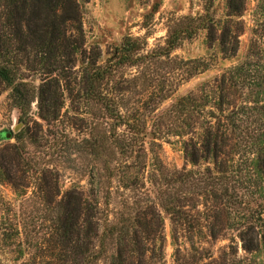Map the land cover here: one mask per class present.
<instances>
[{
  "label": "trees",
  "instance_id": "1",
  "mask_svg": "<svg viewBox=\"0 0 264 264\" xmlns=\"http://www.w3.org/2000/svg\"><path fill=\"white\" fill-rule=\"evenodd\" d=\"M88 1L0 0V92H8L24 124L14 144L0 151V185L13 196L0 209V258L13 264H166L162 212L174 245L180 230L193 234L196 227L213 240L232 231L241 251L262 254L264 264V0H255L256 41L246 58L221 64L212 81L159 114L151 111L148 123L143 104L135 107L128 98L136 77L117 73L153 59L177 62L171 56L199 31L221 61L234 60L243 28L235 32L232 25L245 0H226L219 21L207 13L177 21L149 53L144 39L126 37L104 62L99 51L89 59L84 50L81 5ZM192 62L190 78L207 70L204 59ZM177 73L181 82L189 79L182 69ZM172 95L165 92L156 104ZM80 102L96 107L98 119L93 126L85 113L89 129L72 139L66 131L76 127ZM171 140L180 144L181 170L165 168L153 149ZM82 156L96 168L95 175H83L89 189L62 191L51 162Z\"/></svg>",
  "mask_w": 264,
  "mask_h": 264
},
{
  "label": "rangeland",
  "instance_id": "2",
  "mask_svg": "<svg viewBox=\"0 0 264 264\" xmlns=\"http://www.w3.org/2000/svg\"><path fill=\"white\" fill-rule=\"evenodd\" d=\"M256 8L255 0H245V10L237 20L238 25H232V30L238 32L239 26L243 28L239 34L238 53L232 61H221L215 49L209 50L207 43V33L199 31L196 38L183 43L181 48L171 56L177 57V62L164 59H153L144 63L141 69H121L117 74L126 75V79H136L129 84L130 104L135 107L142 106L144 117H148L147 123L152 116L151 111L158 114L165 110L179 97L195 92L199 86L212 81L222 71V67H229L241 63L247 56L250 43L256 41L253 34V13ZM226 0H89L88 3L81 5V23L84 34V50L89 59L93 58L94 53L100 52V61L104 62L113 54V50L118 47L126 37L145 40V53L156 50L162 46L167 36L169 27L181 19L197 18L206 13L213 21H219L226 15ZM221 22V21H220ZM236 22V23H237ZM207 70L200 75L194 74V60H203ZM179 60L186 62L187 66H182ZM223 64L224 66H220ZM203 66V67H204ZM219 66V67H218ZM178 69L185 73V83L179 80ZM139 71L141 72L139 74ZM172 90L173 95L169 100L162 104L158 103V97H162L165 92ZM153 93V94H152ZM154 95V100H151ZM78 114L73 120L75 128L68 125L69 137L77 138L89 129L85 126L84 114L89 113L92 125L98 119L96 107L85 106L80 102ZM159 107L158 110H155ZM34 110V109H33ZM153 113V114H154ZM70 116H68V119ZM18 114L12 109L8 92L1 89L0 92V131L12 129L17 125ZM82 119H84L82 122ZM67 122H71L69 119ZM71 122V123H72ZM34 120L28 126L34 135ZM41 124V122H38ZM152 122L149 124L151 125ZM40 137V135H39ZM52 136H49L50 139ZM171 144L157 142L160 147H153L158 154L163 166L169 170H181L185 167V161L181 152L180 144L175 140ZM14 140L0 142V151L8 145H13ZM44 144V141L43 143ZM45 146V145H44ZM151 146H146L147 159L150 156ZM46 159L44 163H46ZM50 163V162H49ZM56 165L61 174L62 191L69 190L77 186L81 191H86L89 186L85 182L83 175H95L96 168L89 159L80 157L74 162L69 161L65 164L61 162H51ZM99 186H96V188ZM12 190L7 185H0V209L4 207V202H11ZM28 208V207H27ZM29 208L34 209L33 206ZM164 221V243L163 255L166 264H263V256L256 257L245 255L241 251V243L234 239V232L228 231L225 236L213 240L208 237L206 232L196 231L193 234H184L181 230L178 234L176 245L172 241L171 223L168 217L161 212ZM191 237V240L190 238ZM0 264H13L7 258H0Z\"/></svg>",
  "mask_w": 264,
  "mask_h": 264
},
{
  "label": "water",
  "instance_id": "3",
  "mask_svg": "<svg viewBox=\"0 0 264 264\" xmlns=\"http://www.w3.org/2000/svg\"><path fill=\"white\" fill-rule=\"evenodd\" d=\"M23 128L24 124L22 122H18L17 119V125H15L12 129L0 131V142L13 140V136L20 132Z\"/></svg>",
  "mask_w": 264,
  "mask_h": 264
}]
</instances>
